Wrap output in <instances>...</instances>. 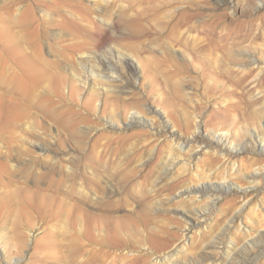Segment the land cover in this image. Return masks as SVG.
<instances>
[{"label": "rangeland", "instance_id": "obj_1", "mask_svg": "<svg viewBox=\"0 0 264 264\" xmlns=\"http://www.w3.org/2000/svg\"><path fill=\"white\" fill-rule=\"evenodd\" d=\"M115 7L117 17L126 11L127 37L120 44L131 48L138 80L95 79L87 67V84L78 81L73 88L55 73L68 69L70 45L81 33L61 23L66 11L36 7L33 0H0V63L5 57L9 70L0 65V107L12 105L16 117L0 126V146L15 150L9 158L20 157L12 179L0 182V203L7 206L0 219V264H156L170 254L199 258L215 238L226 239L212 251L223 259L228 248L264 232V172L255 180L237 177L240 167L264 168V154L243 134L262 126L264 71L245 70L248 77L238 61L215 49L233 48L244 30L263 58L264 0H119ZM184 10L192 20L180 15ZM37 25L45 27L43 37ZM24 59L38 61L50 77L41 73L31 81L22 72ZM134 114L149 124L125 128ZM192 114L206 142H226L225 151L202 144L197 168L174 158L170 134L192 139ZM245 141L251 145L237 153ZM196 180L235 186L209 221L189 229L179 212L191 208L194 196L178 194ZM245 199L250 209L239 229L230 222ZM204 200L195 204L209 208ZM261 239L239 264H264Z\"/></svg>", "mask_w": 264, "mask_h": 264}, {"label": "bare ground", "instance_id": "obj_2", "mask_svg": "<svg viewBox=\"0 0 264 264\" xmlns=\"http://www.w3.org/2000/svg\"><path fill=\"white\" fill-rule=\"evenodd\" d=\"M118 1L119 0H33V5L36 7L41 6L46 8L47 10L62 9L66 11L63 12V14H61L60 16L61 23L69 29L72 28L81 31V33H77L78 40L70 45L71 53L68 57L72 62L68 65V69L65 66L63 70L57 69L55 71L59 79L68 77V81L69 83L72 82L71 84L73 88L74 86H76V83H78V81L80 82V84H87V78L85 79L87 67L88 72L93 73L95 79L109 80L112 77L116 76L118 77V81H123L126 79V77H132L135 78V80H138L137 66L135 65L134 60L135 56L131 54L132 50L130 47L126 48L125 46L120 44L122 38L124 39L127 37V34H123V30L126 29L125 25L129 22L124 16V13H126V11H123L122 13L120 10L119 16H116L115 6ZM219 1L223 2L225 0ZM226 1H230L231 3H233V0ZM32 9L33 6L32 4H30L27 8V11L31 13ZM180 15L182 17L187 16L189 20L193 19V14L188 13L186 10L182 11ZM36 29L38 30L40 36L43 37L45 34V27L37 25ZM129 33L132 34L133 30H130ZM103 35H107L108 38L103 37ZM244 35V30H241L240 36L243 37H241L238 42H235L233 48L231 49L224 50L220 46H216L215 49L217 51L222 50L223 52H226L229 57H233L236 61H238V63L240 64L238 69L241 70L245 75L247 74L245 70L253 71L255 68H258V72L264 71V57L262 58L261 56H258L256 54V50L252 51L254 47L253 45L258 42L254 43V39L251 36ZM40 39L41 38H39V40ZM259 45L264 46V42H261ZM35 46L37 47V49H40V45L36 44ZM137 60L139 62H142L139 59ZM36 63L39 64L38 61H31L28 59H24V61L22 62V72L28 75L29 79L33 82L38 81L36 78L38 74L43 73L46 77L49 76V74H47V72H43L40 67L36 65ZM0 65L3 67L5 73L9 71L8 69H5V65H7L5 57L1 61ZM80 68L85 69V74H82V72L79 70ZM103 72H105V74H103ZM246 76L249 77V75ZM19 85L22 89L29 88L27 84L21 81L19 82ZM4 96L5 92H1L0 105L3 104ZM11 107L12 105L7 106L5 109L0 107V126H9L14 123L13 121L16 117L14 115L15 112ZM261 114L263 113H260V116ZM194 117L196 119L195 115L193 116V119ZM195 119L194 121L196 124L194 129L196 130V133L193 135L192 139L182 138L181 135H177L174 130L170 131V134L172 136V147L174 148L173 151L176 152L174 158H177V161H181V164L183 165H186V161H189L191 166L193 165L194 161L200 158L203 152H205V147H202V144L204 143L206 144V147L214 146V149H217L218 151H225L223 145L224 143L226 144V142L223 141V137L215 138L211 142H206L205 136H203V134L201 133V124L199 123V121L196 122ZM149 121L150 120L148 119H143L141 116H139V114H134L130 122H124V127L128 128L134 124L142 122H146L145 124L147 125V123L149 124ZM259 121L262 126H257L258 128L256 127V129H258V133H254L249 129L243 134L246 137L248 136V138H252V140L254 141V148L260 154H264V115L261 116V119ZM112 124L115 123L111 122V125ZM31 125L32 124L30 123L28 127H31ZM164 125L167 124L164 123ZM236 131L238 132L239 129H237ZM238 134L239 133H237V135ZM1 136L2 135L0 134V137ZM0 140H2V137L0 138ZM35 144L39 148L45 146L44 143L38 141L35 142ZM250 145L251 144L249 141H245L243 143L239 142V144L236 146V152L239 153L241 150L248 148ZM23 147L26 149V146ZM231 149L233 152H235V149H233L232 147ZM4 150H6L5 158L0 159V182L11 180L16 169L20 168L18 163V159L20 157L9 158L15 150L8 147L5 149L0 146V151L3 152ZM17 153L19 156L20 152L17 151ZM229 161L232 163V166L237 165V160L230 159ZM239 165L241 164L239 163ZM197 167L198 166H196V163L194 162V168ZM254 169L255 170L243 172V168L240 167L238 169L237 177L238 175L242 177V175L245 174V177L255 180L257 176L263 174L264 172V168L261 166H257L256 168L254 167ZM234 186L235 185L233 184V182L230 181H228L227 184H200L197 181L196 183L183 188L179 192L178 197L191 198V195L194 196V200L191 199V208L179 212L180 215H182L187 219V221H189V229H193L194 227L205 222V220L207 219L209 221V218L211 217L210 214L217 207L221 197L225 195V193L228 194L230 191H232ZM247 189L248 188H246V190ZM199 196H201L202 198L197 199ZM204 199H207L206 202L207 204H209V208L207 207L204 209L203 206L195 204V200H199L200 202ZM248 200L249 199L244 200L245 203L241 206L237 213L233 215L230 222L234 223V225H236L239 229L242 228L243 214L246 213L247 209H250ZM206 202L204 200V203ZM257 204L255 206L256 209L258 208ZM6 208L7 206L5 204L0 203V219L3 217ZM185 213L189 214L190 216L194 215L195 220L191 219L189 216H185ZM27 226L34 227L31 224H28ZM230 227L231 226L226 225L225 230H229ZM188 233L190 232L188 231ZM221 235L225 236V233ZM263 235L264 232L259 231L258 236H253L252 238H250L247 244H244V246L240 247L239 245H234L228 248L223 256V259L220 258L219 255L217 256L212 251L218 250L220 245H222V243L224 242L223 240L226 239L223 238L222 241H218V239L215 238L208 241V243L205 245V250L201 252L200 256H198L199 258H192L187 260L185 258H179V256L175 257L174 254H170L169 257L158 256L156 264H239V262L247 258V255L252 250V248L262 242L261 237Z\"/></svg>", "mask_w": 264, "mask_h": 264}]
</instances>
